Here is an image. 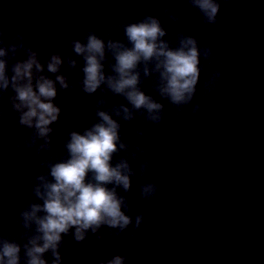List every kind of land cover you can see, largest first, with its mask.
I'll return each mask as SVG.
<instances>
[{"label": "clouds", "instance_id": "9594fccd", "mask_svg": "<svg viewBox=\"0 0 264 264\" xmlns=\"http://www.w3.org/2000/svg\"><path fill=\"white\" fill-rule=\"evenodd\" d=\"M164 11L173 22L180 17L167 6ZM203 23L215 25L221 13V0H188ZM235 18V17H234ZM122 29L123 39L112 38V32ZM168 31L160 18L146 14L141 19L116 23L107 36L89 30L82 39H69L72 54L64 57L63 46L55 48L42 62L38 51L28 46L25 31L6 37L0 28V127L5 119L3 103L16 114V124L27 130L21 141L9 139V147L29 155L24 168L40 159V171L29 181L34 197L21 208L13 221L21 231L12 238L11 232L0 230V264H64L62 248L64 237L71 235L76 243H84L89 235L103 241L106 235L119 238L134 228L139 230L144 213L133 215L125 195L132 191L133 177L147 175L151 162L141 160L146 152L145 136L164 122L168 110L162 100L182 119L185 108L191 105L195 121L203 111L202 103H193L202 71V60L223 64L212 47L202 46L191 34L175 33L176 43L167 39ZM23 53V58L17 56ZM78 67L83 74L75 83L69 81L64 70ZM107 68V70H106ZM222 75L217 68L208 75L204 85V98L215 90ZM152 79L153 88L161 100L143 89V83ZM79 86L86 95L102 93L94 104V122L88 126L73 127L63 139L65 155L51 158L54 151V125L59 122L62 108L55 103L59 91ZM120 97L124 103L109 104L106 97ZM144 120L137 127L139 142H127L122 135V123ZM127 153L126 156H120ZM120 156L119 159H115ZM131 160L139 161L138 169ZM115 161V162H114ZM159 183L148 181L139 185L141 199L151 202L162 197ZM14 206V205H13ZM136 232H129L135 236ZM131 253L115 254L97 264H126Z\"/></svg>", "mask_w": 264, "mask_h": 264}]
</instances>
